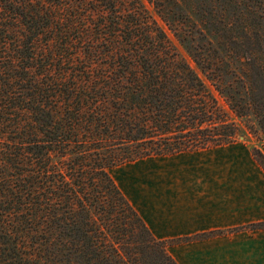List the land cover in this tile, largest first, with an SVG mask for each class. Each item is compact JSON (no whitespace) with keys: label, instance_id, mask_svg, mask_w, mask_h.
Wrapping results in <instances>:
<instances>
[{"label":"trees","instance_id":"16d2710c","mask_svg":"<svg viewBox=\"0 0 264 264\" xmlns=\"http://www.w3.org/2000/svg\"><path fill=\"white\" fill-rule=\"evenodd\" d=\"M149 1L196 69L143 0H0V264H176L108 169L233 141L196 70L264 135V0Z\"/></svg>","mask_w":264,"mask_h":264},{"label":"rangeland","instance_id":"374dc122","mask_svg":"<svg viewBox=\"0 0 264 264\" xmlns=\"http://www.w3.org/2000/svg\"><path fill=\"white\" fill-rule=\"evenodd\" d=\"M143 1L152 16L164 28L171 43L195 68V64L186 53L184 46L156 15L153 4L149 0ZM196 71L210 87L220 106L237 124V134L232 143L223 149L229 148L230 153L219 155L216 160L209 161L206 158L211 157L210 151L192 153L184 151L169 155L146 156L120 163L108 169L114 183L140 215L149 230L152 225L156 229L164 230L167 228L166 219L153 220V223L149 224L143 218V210L150 212L152 208L160 206L163 213H166L168 207L171 210H176L174 206H177L178 210L182 211L183 198L190 190L210 189L228 192V194L235 195L240 203L253 199L255 205L264 204V169L258 162L260 160L258 153L260 152L264 156L262 150L264 135L256 127L253 116L237 117L233 114L224 97L214 89V86L200 71ZM246 123L252 125L251 130L246 127ZM210 173L219 174L221 180L215 182L207 180ZM248 196H252V198H246ZM169 200L170 203H168ZM156 211L153 210L152 213L154 214ZM150 231L155 238L164 241L167 252L176 264H181L183 243L191 237L160 238L154 234L152 229Z\"/></svg>","mask_w":264,"mask_h":264},{"label":"crops","instance_id":"0c3cea01","mask_svg":"<svg viewBox=\"0 0 264 264\" xmlns=\"http://www.w3.org/2000/svg\"><path fill=\"white\" fill-rule=\"evenodd\" d=\"M231 143L186 152L210 151L211 157L206 158L216 160L230 153L229 148L223 149ZM207 180L219 181L221 176L210 173ZM182 203V211L177 206L176 210L168 207L166 213L160 206L152 208L157 210L154 214L142 211L149 224L166 219L164 230L150 227L156 236L191 237L183 243L181 264H264V204L255 205L253 199L240 203L233 194L210 189L190 190Z\"/></svg>","mask_w":264,"mask_h":264}]
</instances>
